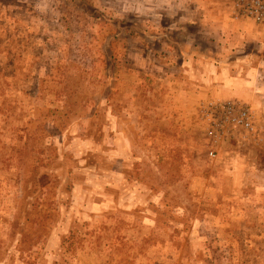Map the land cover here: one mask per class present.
<instances>
[{"label":"rangeland","instance_id":"374dc122","mask_svg":"<svg viewBox=\"0 0 264 264\" xmlns=\"http://www.w3.org/2000/svg\"><path fill=\"white\" fill-rule=\"evenodd\" d=\"M211 1L0 0V264H264V113L205 129L243 80L182 60Z\"/></svg>","mask_w":264,"mask_h":264},{"label":"crops","instance_id":"0c3cea01","mask_svg":"<svg viewBox=\"0 0 264 264\" xmlns=\"http://www.w3.org/2000/svg\"><path fill=\"white\" fill-rule=\"evenodd\" d=\"M205 1L212 2L211 0ZM228 4L229 0H226L225 4L219 8L214 20L212 18L215 12L211 10L212 8L201 7L202 16L201 20L197 22L198 30H191L186 37L185 43L191 47V52L183 55L182 60L192 63L201 60L199 64L195 65L196 68L194 67L189 70L192 78H211L209 76L210 70L215 72L214 76L217 75L216 82L208 80L207 84H203L204 86L211 87L212 83H223L229 90L236 86L238 87L237 81L224 83L222 82L224 78H228L227 80H233L238 77L242 78L244 85L242 83L240 93L239 88L232 93V100H234V103L256 106L263 114L264 110L261 105L247 102L248 98H250L249 94H253L254 91L245 87V84L248 82L245 75H250L251 77V75L256 74L258 69L264 74V26L256 25L246 19L234 20L229 14ZM168 8L158 7L157 13L161 16L163 13L177 15V12ZM179 22L178 19L173 21L174 24H178ZM160 23L162 26L164 25L162 22ZM171 40L173 39L171 38ZM208 45L214 47V49H205ZM200 47L202 50L199 49ZM257 50H259V54ZM215 87L221 92L225 91L220 85ZM221 97H225V95L223 94ZM221 97L216 98V100L223 103ZM206 102L209 101H204L203 105Z\"/></svg>","mask_w":264,"mask_h":264},{"label":"built area","instance_id":"2783aa9c","mask_svg":"<svg viewBox=\"0 0 264 264\" xmlns=\"http://www.w3.org/2000/svg\"><path fill=\"white\" fill-rule=\"evenodd\" d=\"M228 8L234 20L246 19L264 26V0H229ZM205 105L202 111L205 129L211 130L209 125H213L217 130L231 129L250 135H257L261 129L263 114L256 106L218 101Z\"/></svg>","mask_w":264,"mask_h":264}]
</instances>
